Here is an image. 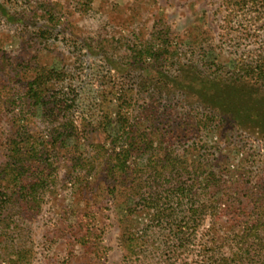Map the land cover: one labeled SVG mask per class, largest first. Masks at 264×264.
<instances>
[{
  "label": "rangeland",
  "instance_id": "rangeland-1",
  "mask_svg": "<svg viewBox=\"0 0 264 264\" xmlns=\"http://www.w3.org/2000/svg\"><path fill=\"white\" fill-rule=\"evenodd\" d=\"M153 25L155 45L169 39L176 52L143 70L130 49L150 40ZM263 55L264 15L222 0H0V264L17 251L24 264H218L232 255L227 264H250L239 251L242 234L247 245L259 240L264 256V138L183 88L198 77L207 95L237 92L208 79L213 63ZM189 60L197 68H184ZM39 75L45 103L54 96L63 109L42 113L28 102L27 83ZM64 128L71 136L55 141ZM120 128L146 146L111 192L108 156ZM122 145L118 139L116 151ZM37 166L46 179L32 205L13 173ZM166 176L180 191L218 192L216 205L203 195L208 207L180 237L185 247L172 232L187 221L189 203L148 196V181H157L149 191L162 192Z\"/></svg>",
  "mask_w": 264,
  "mask_h": 264
},
{
  "label": "trees",
  "instance_id": "trees-1",
  "mask_svg": "<svg viewBox=\"0 0 264 264\" xmlns=\"http://www.w3.org/2000/svg\"><path fill=\"white\" fill-rule=\"evenodd\" d=\"M223 5L237 6L238 11L245 10L246 12L255 13L257 16L264 15V0H222V6ZM153 27L154 32L151 35L149 41L143 44L133 45V47H131L130 49V61L135 66H141L143 70L148 69L149 65L159 64V62L164 60L166 62H170L174 59V54L176 52V48L172 46L171 40L169 41V39H166L162 42L160 41L159 46L155 45L157 44V38L155 37L156 26L153 25L152 28ZM156 46H158L160 49L156 50ZM183 66L184 68L196 67V65L190 62V60ZM215 66L217 67V69H214L213 72L210 73L211 78L208 79H212L213 81L220 83L231 84L232 86H234L237 92H235L233 89L225 88L221 91L217 89L218 91L207 95L204 93L205 83L207 81L199 79L198 77H192L191 79L187 80L188 84L192 86H189L183 81L182 82L186 84V87H183L179 81H175L172 84L174 86L183 87L185 89L184 92H190V94H193L194 96H196V98L201 100L204 105L212 109H216L221 114L230 117L240 128L245 130H255L259 132L264 138V55L261 56L260 59H257L255 61L248 62L244 60H232V64H226L222 66L214 62L213 67ZM227 69L228 71H226ZM218 70H220L219 73L214 74ZM259 83H261V86H256ZM43 84L44 82L41 79L40 75L34 76L27 83L24 96L26 97L28 102H30L31 106L36 110H42V113L44 109V111L49 110L51 112L57 109H63L65 101H62L57 97L53 96L51 97V103H45V95H43L41 90ZM46 105H48V107H45ZM103 129L105 131V127ZM101 130L99 131L100 133H102ZM117 131L118 132L115 133L117 134L116 139L112 141V148L110 151L111 153L108 156L110 159V161H108L111 165H109L110 168L109 171H107L108 177H106V179L110 182L107 184V186L110 187L109 189H111V192L117 187V185H119L120 183H124L125 180L130 177V174L124 173L127 168L126 162L130 159L131 156H135V154L142 152L144 150V147L146 146H138L134 134L132 136V132H130L129 129L126 130V128H122L121 130ZM55 135V141L58 140L62 143L67 139V137L64 136H71V130L64 128L61 132H58L57 134L55 133ZM118 139L123 141V145L118 151H116L115 147H117ZM36 170L37 173H13L16 177L15 179L17 180L19 192H22L20 194H23L22 198L24 203L32 205H35V203H37V195L39 193V190L43 188L42 186L44 185L46 179L44 174L46 172L45 167L39 168L37 166ZM143 176L144 179H148L147 175ZM165 179H167L165 181L168 187L162 188V192L149 191L152 189L151 183L157 184V181H148V196L150 198H157V196H160L167 199L168 202H172V200H174L175 198L185 199L187 204L189 203L188 212L187 210L185 211L188 213V215H186L185 217L187 221L184 223V225L175 227V229L177 230H174L172 232V236L178 239L174 243L177 242L181 247H185L189 243V241L182 242L180 237L187 235L190 230L192 231L194 227L198 225V221L196 220L201 221L203 219L204 211L208 207L204 203V199L206 197L203 198V195L209 196L211 198L210 202L216 205L218 204V199L216 202L213 198H215V195L218 194V192L213 194L205 191L206 193L202 194V197H200L196 193L192 192L188 188V186L184 184H182L180 191L181 184H176L177 181L174 182L176 179H174L173 177L167 178L166 176ZM206 179L208 181V178ZM209 180L210 183H213L216 179L211 175ZM174 184H176V186ZM198 184L200 185L202 183ZM160 185L162 186L163 184ZM211 185L212 184L208 185L205 190H207L208 188H212V190H214V187H210ZM200 187L201 185L199 186V188ZM215 190L217 191V189ZM194 195L199 198L197 199V201L199 202L198 204L192 200ZM145 201H147L148 203L147 198H145ZM145 203L146 202H144V204ZM2 208L3 206L0 205V212L2 211ZM127 210L131 214L132 210L134 209H132V207H128ZM170 210L172 209H166L161 212H156L155 216L157 218L166 216V214L168 216ZM256 210L258 211L259 208H256ZM171 215L172 214L170 213V216ZM194 216L195 221L188 223L189 219ZM250 228L255 236H257L256 234L259 231V220L255 219L252 222ZM246 237L247 235L242 234L239 240L238 236L237 243L239 242L240 244L239 251L244 250L245 254L248 256L247 258L250 261V264H264V256L260 255V249L258 248L260 241L258 240L257 243H250L249 245H247ZM179 245H177V247ZM250 248L253 251L251 252L252 256H250ZM174 254L175 253L172 254L171 258H173ZM12 255L13 257L2 259V263L24 264L28 258L21 251L13 252ZM233 258V255L232 257L221 258L218 264H227L229 261H234ZM241 259V256L238 257V260Z\"/></svg>",
  "mask_w": 264,
  "mask_h": 264
}]
</instances>
